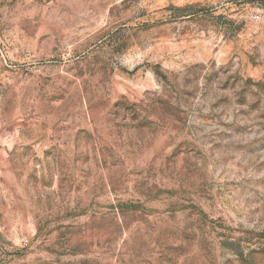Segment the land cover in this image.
Here are the masks:
<instances>
[{
  "label": "rangeland",
  "instance_id": "1",
  "mask_svg": "<svg viewBox=\"0 0 264 264\" xmlns=\"http://www.w3.org/2000/svg\"><path fill=\"white\" fill-rule=\"evenodd\" d=\"M0 264H264V0H0Z\"/></svg>",
  "mask_w": 264,
  "mask_h": 264
}]
</instances>
